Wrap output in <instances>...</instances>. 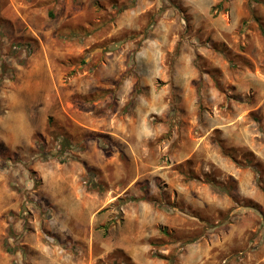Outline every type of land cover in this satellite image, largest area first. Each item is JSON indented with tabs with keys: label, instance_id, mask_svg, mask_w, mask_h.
I'll return each instance as SVG.
<instances>
[{
	"label": "rangeland",
	"instance_id": "1",
	"mask_svg": "<svg viewBox=\"0 0 264 264\" xmlns=\"http://www.w3.org/2000/svg\"><path fill=\"white\" fill-rule=\"evenodd\" d=\"M0 264H264V0H0Z\"/></svg>",
	"mask_w": 264,
	"mask_h": 264
},
{
	"label": "trees",
	"instance_id": "2",
	"mask_svg": "<svg viewBox=\"0 0 264 264\" xmlns=\"http://www.w3.org/2000/svg\"><path fill=\"white\" fill-rule=\"evenodd\" d=\"M68 144H69V142L65 138L62 141H60V143H59V149H60V151L65 150V148L68 146Z\"/></svg>",
	"mask_w": 264,
	"mask_h": 264
}]
</instances>
